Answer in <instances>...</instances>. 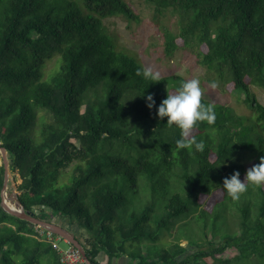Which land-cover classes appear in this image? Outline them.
<instances>
[{
    "label": "trees",
    "instance_id": "16d2710c",
    "mask_svg": "<svg viewBox=\"0 0 264 264\" xmlns=\"http://www.w3.org/2000/svg\"><path fill=\"white\" fill-rule=\"evenodd\" d=\"M145 1L157 15L171 10L179 17L178 33H165L166 55L178 39L195 45L198 62L243 94L250 114L204 98L216 112L214 124L200 122L193 131L204 150L178 149L180 129L157 108L185 79L167 75L153 83L135 74L144 66L116 48L102 21L136 19L125 0H0V143L20 180L17 199L40 219L85 228L88 235L75 236L92 264H101L102 254L106 264L124 255L131 264H264V186L249 184L256 202L242 206L223 188L233 172L240 179L246 173L242 156L256 164L264 157V104L251 90L264 88V0ZM55 53L59 70L43 80ZM3 182L1 163L0 264H64L35 225L2 208ZM217 190L223 199L214 215L201 209L194 220L205 235L210 218L213 229L223 227L218 242L156 250L168 224L189 217ZM141 192L148 193L144 206L128 197ZM231 205L238 206L236 231L223 214ZM228 250L234 255L222 257Z\"/></svg>",
    "mask_w": 264,
    "mask_h": 264
},
{
    "label": "rangeland",
    "instance_id": "374dc122",
    "mask_svg": "<svg viewBox=\"0 0 264 264\" xmlns=\"http://www.w3.org/2000/svg\"><path fill=\"white\" fill-rule=\"evenodd\" d=\"M133 9L136 14V19L128 20L123 15H117L112 17H107L103 19V25L106 29V33L110 36L116 48L129 57L133 58L137 63H140L144 67H152L154 70L159 71L161 76L167 75H177L185 80L191 78H199L201 81V86L204 88V98L213 103L226 104L230 106L236 113L248 115L250 114V109L248 105L244 102V95L239 92H234L231 85H225L219 80L217 75L208 70L205 66L198 62L199 50L195 45L185 46L179 39L177 40L179 47L174 51L171 56L165 53V33L170 31L172 33H178L179 31V17L177 14L173 13L171 10H167L162 15H157L154 11V6L145 0H125ZM60 66V55L55 53L52 58L48 59L42 68V79L50 80L59 70ZM212 81H217L219 87L215 90L208 87L209 83ZM180 82L174 83L177 87ZM252 92L255 94L256 98L264 104V88L252 85ZM245 167L249 169L256 164L254 159L245 155L239 160ZM2 163V158L0 155V164ZM245 174L241 177V181L244 180ZM18 180L17 182H19ZM16 180L10 177L7 188L6 197L9 203L20 207L19 203L11 199L16 191ZM140 190L144 185L143 179L140 178L139 181ZM158 197H161L163 191L161 188L158 190ZM213 197H202V206L198 208L189 217H181L174 226L168 224L163 231H161L158 238V243L156 244V250H160L163 247L170 248L175 242H180L182 246L189 249V242L193 240L198 244H204L207 239L219 241L221 235L225 232L222 227L220 229L212 228V219H208L207 227L205 229V234H203L199 227L196 225L194 217L199 214L201 209L209 211V216L214 215L213 206L218 204L223 199L220 192L217 190L214 192ZM256 188H252V191H246L241 195L240 199L237 201L238 206H242L245 202H256ZM130 198H136L138 202L142 205L147 202L148 193L141 192L140 195H128ZM238 206H230L228 210L223 213L226 216L225 222L232 227V231L239 229L238 218L236 217V209ZM223 208V206H221ZM213 209V210H212ZM254 214V210L252 211ZM50 220H55L56 222L67 223L71 227V230L75 235L81 236L88 235L85 228H79L80 225L75 223L70 224V219L61 220L58 217H52ZM224 221V219H223ZM222 224V223H221ZM179 232V233H178ZM206 236V238H205ZM59 244L62 248H67L70 244L64 240H60ZM205 245V244H204ZM146 249V245L143 250ZM151 250L154 252L153 247ZM234 251L228 250L222 257H230L234 255ZM106 256L102 254L100 256L101 261L106 260ZM208 261H211L208 259ZM132 260L128 256H123L116 264H131ZM106 264V263H105Z\"/></svg>",
    "mask_w": 264,
    "mask_h": 264
},
{
    "label": "clouds",
    "instance_id": "9594fccd",
    "mask_svg": "<svg viewBox=\"0 0 264 264\" xmlns=\"http://www.w3.org/2000/svg\"><path fill=\"white\" fill-rule=\"evenodd\" d=\"M137 76H142L145 80L159 82L162 80L161 73L152 67L137 69ZM215 90L219 87L217 81H212L208 85ZM204 88L201 86L199 78L182 80L175 90L163 99L157 108V116L161 119L167 118L169 126L175 125L180 129V139L176 140L178 149H191L202 152L205 148L204 141H197L193 135L194 129L200 122L214 124L216 120L215 105L205 104ZM147 107L151 109L155 105L152 94L146 97ZM240 173L235 171L230 177L223 179V188L227 195L238 201L242 194L248 190V185L256 187L264 186V157H261L258 164L246 170L245 178L241 181Z\"/></svg>",
    "mask_w": 264,
    "mask_h": 264
},
{
    "label": "water",
    "instance_id": "95a60500",
    "mask_svg": "<svg viewBox=\"0 0 264 264\" xmlns=\"http://www.w3.org/2000/svg\"><path fill=\"white\" fill-rule=\"evenodd\" d=\"M0 155L2 158V164L4 166V182H3V187L1 190V206H2V208L6 212H8L12 215H15L21 219H24V220L28 221L29 223H31L32 225H39L41 227H44V228L52 231L55 234L61 236L62 238H64L66 240V242L73 245L75 248H77L80 251L81 255L83 256V258L86 262V264H92L90 259L87 257L83 246L81 245V243L76 238V236H75L74 232L71 230L70 226H65L63 223L56 222L55 220H49V221L43 220V219L36 217L34 212L25 211L23 206L20 205L16 194H14V196L11 197V199H13L17 203H19L20 207L18 208L15 205H10L9 203H7L6 198H5L6 197V188H7V183L9 181L10 177H12V174L9 170V160H8L6 148L4 146H2L1 143H0Z\"/></svg>",
    "mask_w": 264,
    "mask_h": 264
},
{
    "label": "built area",
    "instance_id": "2783aa9c",
    "mask_svg": "<svg viewBox=\"0 0 264 264\" xmlns=\"http://www.w3.org/2000/svg\"><path fill=\"white\" fill-rule=\"evenodd\" d=\"M35 227L36 235L42 240L50 241L52 243L53 248L60 253L61 261L64 264H86L83 256L77 248L72 245L67 248H62L60 246L59 241H66L64 238L39 225H35Z\"/></svg>",
    "mask_w": 264,
    "mask_h": 264
},
{
    "label": "crops",
    "instance_id": "0c3cea01",
    "mask_svg": "<svg viewBox=\"0 0 264 264\" xmlns=\"http://www.w3.org/2000/svg\"><path fill=\"white\" fill-rule=\"evenodd\" d=\"M61 223H63L65 226H68V224H67V223H64V222H62V221H61ZM121 258H123V256H121V257H119V258H116V259L113 261V264H116V261H118V262H119V260H120ZM100 261H101V260H100ZM106 261H107V258H106V260H105V261H101V264H105V263H106Z\"/></svg>",
    "mask_w": 264,
    "mask_h": 264
},
{
    "label": "bare ground",
    "instance_id": "6f19581e",
    "mask_svg": "<svg viewBox=\"0 0 264 264\" xmlns=\"http://www.w3.org/2000/svg\"><path fill=\"white\" fill-rule=\"evenodd\" d=\"M6 198V201H7V203H9V201L7 200V197H5ZM10 205H12L11 203H9Z\"/></svg>",
    "mask_w": 264,
    "mask_h": 264
}]
</instances>
